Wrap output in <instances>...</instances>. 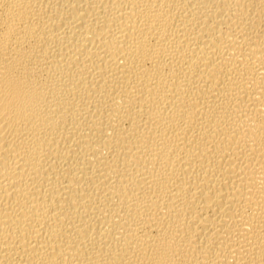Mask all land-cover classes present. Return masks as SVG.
Wrapping results in <instances>:
<instances>
[{"label":"bare ground","instance_id":"1","mask_svg":"<svg viewBox=\"0 0 264 264\" xmlns=\"http://www.w3.org/2000/svg\"><path fill=\"white\" fill-rule=\"evenodd\" d=\"M0 264H264V0H0Z\"/></svg>","mask_w":264,"mask_h":264}]
</instances>
